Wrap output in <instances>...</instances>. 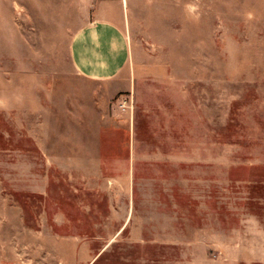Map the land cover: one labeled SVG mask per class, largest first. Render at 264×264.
<instances>
[{
	"label": "rangeland",
	"instance_id": "374dc122",
	"mask_svg": "<svg viewBox=\"0 0 264 264\" xmlns=\"http://www.w3.org/2000/svg\"><path fill=\"white\" fill-rule=\"evenodd\" d=\"M0 264H264V0H0Z\"/></svg>",
	"mask_w": 264,
	"mask_h": 264
},
{
	"label": "crops",
	"instance_id": "0c3cea01",
	"mask_svg": "<svg viewBox=\"0 0 264 264\" xmlns=\"http://www.w3.org/2000/svg\"><path fill=\"white\" fill-rule=\"evenodd\" d=\"M69 51L76 72L92 79L119 76L129 52L123 31L109 21H95L77 30Z\"/></svg>",
	"mask_w": 264,
	"mask_h": 264
}]
</instances>
